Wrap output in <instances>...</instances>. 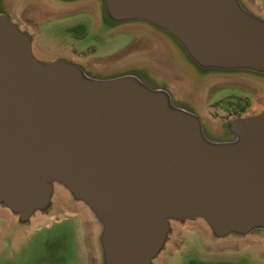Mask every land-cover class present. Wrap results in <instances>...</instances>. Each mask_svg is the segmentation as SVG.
<instances>
[{"label": "water", "instance_id": "1", "mask_svg": "<svg viewBox=\"0 0 264 264\" xmlns=\"http://www.w3.org/2000/svg\"><path fill=\"white\" fill-rule=\"evenodd\" d=\"M16 1L0 0L4 242L60 207L84 213L89 264H170L195 241L264 256V94L239 116L205 113L221 81L264 91L256 0ZM37 5L35 20L81 11L135 41L107 61L47 53Z\"/></svg>", "mask_w": 264, "mask_h": 264}, {"label": "rangeland", "instance_id": "2", "mask_svg": "<svg viewBox=\"0 0 264 264\" xmlns=\"http://www.w3.org/2000/svg\"><path fill=\"white\" fill-rule=\"evenodd\" d=\"M26 2L27 0H17L16 6L22 9ZM256 2L264 11V0ZM81 13L83 12L79 11L74 17L53 16L35 20L36 16L43 14L37 5L29 7L26 16L31 25L39 30L38 44L46 48L47 53L63 50L80 58L101 57L99 59L107 61L109 55L112 54V58L118 57L122 54V49L134 43L137 33L135 26L131 29L118 28L112 35L106 34L102 28L93 32L91 19ZM103 34L107 37L98 40V36ZM118 50L119 52H115ZM263 92L259 89L255 91L241 81H221L210 90L205 113L212 120H218L251 112L256 108V102L263 96ZM58 193L61 196L64 194L61 190ZM84 216L79 211H67L59 207L52 212L51 217L41 218L34 223L26 235L18 234L15 238L7 239L8 246L4 239L11 220L0 213V264H89L91 252L86 248L87 225L84 223ZM186 234V238L191 237ZM198 250L197 243L192 242L174 253L170 264H262L249 252L237 257L225 254L213 259Z\"/></svg>", "mask_w": 264, "mask_h": 264}, {"label": "flooded vegetation", "instance_id": "3", "mask_svg": "<svg viewBox=\"0 0 264 264\" xmlns=\"http://www.w3.org/2000/svg\"><path fill=\"white\" fill-rule=\"evenodd\" d=\"M239 114L237 115H234V116H239ZM198 242V241H197ZM195 241V243H197ZM191 244V243H190ZM204 251V250H203ZM201 249L198 250L199 253H203L204 255H207V256H212L213 259H216L218 258V256L220 255H231L232 257H237L239 255H242V254H246L247 252H243V253H237L236 252H226V253H209V252H203ZM250 254H252L253 258L260 261L262 264H264V256L260 255L259 253H257L255 250H253L252 252H249Z\"/></svg>", "mask_w": 264, "mask_h": 264}]
</instances>
